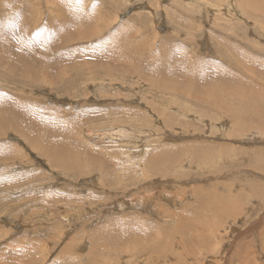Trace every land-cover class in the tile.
<instances>
[{"label":"rangeland","instance_id":"rangeland-1","mask_svg":"<svg viewBox=\"0 0 264 264\" xmlns=\"http://www.w3.org/2000/svg\"><path fill=\"white\" fill-rule=\"evenodd\" d=\"M250 4L0 0V264H264Z\"/></svg>","mask_w":264,"mask_h":264},{"label":"bare ground","instance_id":"bare-ground-1","mask_svg":"<svg viewBox=\"0 0 264 264\" xmlns=\"http://www.w3.org/2000/svg\"><path fill=\"white\" fill-rule=\"evenodd\" d=\"M261 1H262V0H246V2H250V3H251L250 6L252 7V9L255 10L254 8H256L257 12L259 11V12L261 13V14H259V15H261V17H263V16H264V9L258 10V8H259L260 6H262ZM259 12H258V13H259ZM77 28H78V27H77ZM81 32H82V31H81ZM78 33H79V32H78ZM5 37H6V36H5ZM81 37H82V36H81ZM82 38H83V37H82ZM45 39H46V38H45ZM1 40H2V39L0 38V43H1ZM5 40L7 41V39H5ZM10 40H11V39H10ZM58 41H59V40H58ZM60 41H61V40H60ZM60 41H59V42H60ZM63 41H64V40H63ZM16 42H17V41H16ZM55 42H56V41H55ZM70 42H71V40H70ZM8 43H9V41H8ZM11 43H12V42H11ZM66 43H67V42H66ZM66 43H65V44H66ZM6 44H7V43H6ZM9 44H10V43H9ZM36 44H38V42H36ZM48 44H49V43H48ZM3 45H5V44L3 43ZM67 45H68V44H67ZM0 46H1V44H0ZM14 46H15V45H14ZM56 46H57V45H56ZM63 46H64V45H63ZM15 47H16V46H15ZM23 47H24V46H23ZM25 47H26V46H25ZM51 47H54V46H51ZM70 47H71V46H70ZM1 48H2V47H1ZM10 48H12V47H10ZM36 48H37V46H36ZM59 48H60V47H59ZM2 49H3V48H2ZM7 49H8V48H7ZM15 49H16V48H15ZM30 49H31V48H30ZM3 50H4V49H3ZM48 50H50V49H48ZM58 50H59V49L57 48L56 52H57ZM69 50H70V49H69ZM4 52H5V50H4ZM16 52H17V51H16ZM38 52H39V51H38V49H37L36 52H35L36 56L38 55ZM45 52H46V51H45ZM45 52H44V53H45ZM58 52H59V51H58ZM62 52H63V51H62ZM67 53H68V52H67ZM67 53H66V54H67ZM5 54H7V53L5 52ZM41 54H42V53H41ZM46 54H47V53H46ZM46 54H45V55H46ZM59 54H60V52H59ZM59 54H58V55H59ZM63 54H64V52H63ZM66 54H65V56H67ZM15 55H19V54H15ZM49 55H51V54H49ZM60 56H63V55H60ZM60 56H59V58H60ZM2 58H3V57H2ZM14 58H15V57H14ZM64 58H65V57H64ZM70 58H71V57H70ZM12 59H13V57H12ZM12 59H11V60H12ZM15 59H16V58H15ZM62 59H63V58H62ZM11 60H10V62H11ZM21 60H22V59H21ZM21 60H20V62H21V63H24V62H22ZM24 60H25V59H24ZM47 60H48V59H47ZM49 60H50V59H49ZM63 60H64V59H63ZM2 61H3V60H2ZM32 61H33V60H32ZM10 62H9V63H10ZM35 62H36V61H35ZM42 62H44V61H42ZM49 62H50V61H49ZM61 62H62V61H61ZM7 63H8V62H7ZM21 63H20V64H21ZM31 63H32V62H31ZM31 63H30V65H31ZM37 63H38V62H37ZM37 63H36V64H37ZM39 63H41V62H39ZM59 63H60V62H59ZM80 63H81V62H80ZM82 63H83V62H82ZM82 63H81V64H82ZM13 64H14V63H13ZM26 64L29 65V62H27ZM32 64H34V63H32ZM36 64H34V65H36ZM46 64H48V63H46ZM53 64H54V63H53ZM62 64H63V63H62ZM41 65H43V64H41ZM41 65H40V67H43V66H41ZM44 65H45V63H44ZM21 66H22V65H21ZM25 66L27 67V65H25ZM32 66H33V65H32ZM65 66H66V65H64V69L66 70V69H67L66 67H68V66H66V67H65ZM45 67H46V66H45ZM48 67H49V65H48ZM31 68H32V67H31ZM62 68H63V67H62ZM44 69H45V68H44ZM10 70H11V69H10ZM65 70H64V71H65ZM67 70H68V69H67ZM2 71H3V70H2ZM27 71H28V70H27ZM27 71H25V72L27 73ZM53 71H54V70H53ZM16 72H17V71H16ZM30 72H32V71L30 70ZM33 72H34V71H33ZM50 72H51V70H50ZM62 72H63V70H62ZM14 73H15V72H14ZM0 74H1V73H0ZM7 74H9V73H7ZM24 74H25V73H24ZM30 74H31V73H30ZM9 75H10V74H9ZM16 75H17V74H16ZM21 76H23V74H22ZM27 76H28V73H27ZM16 77H17V76H16ZM24 77H25V76H24ZM3 78H4V77H3ZM38 78H39V77H38ZM21 79H22V77H21ZM21 79H20V80H21ZM6 80H7V79H6ZM21 81H22V80H21ZM4 82H6V81H4ZM202 95L204 96L203 93H199V95L196 96V97H194V98L198 99V98L200 97L201 100H203L204 98L208 99V97H205V96L203 97ZM0 98H1V97H0ZM16 112H18V110H16L15 113H16ZM27 113H28V112H27ZM18 114H19V112H18ZM10 117H11V116H10ZM15 120H16V119H15ZM261 121L264 122V118H262ZM73 123H74V122H73ZM260 123H261V122H260ZM261 124H264V123H261ZM75 125H76V124H75ZM238 125L241 126V123H239ZM242 125H243V124H242ZM12 126H15V127L18 129V131L23 132V133L26 132L27 134H28V131L30 130V128H28V126L26 127L24 124L19 123V122H17V121H15V122L8 121V122H6V124H5V128H6V127H11V128H12ZM262 127H264V125H261V128H262ZM256 128H257V127H256ZM253 129H254V128H253ZM77 130H78V129H77ZM253 131H254V130H253ZM30 141H31V142H30ZM30 141H29V142H30L31 145L33 146L32 148H34V146H35V144H34V143H35V139L30 138ZM4 150H5V149H4ZM90 150H91V149H90ZM86 152H87V150H86ZM55 156H56V155H54V157H55ZM2 159H3V158H2ZM67 162H68V161H67ZM86 162H87V161H86ZM92 162H93V161H91L90 164H93ZM100 162H101V161H100ZM100 162H99V163H100ZM54 163H55V162H54ZM65 164H66V163H65ZM101 165H102V163H101ZM66 166H67V165H66ZM69 166H70V163H69ZM75 166H76V165H75ZM75 168H76V167H75ZM68 169H70V168H68ZM161 194H162V193H161ZM234 218H235V217H234ZM239 229H240V228H239ZM30 244H31V243H30ZM11 250H12V249H11ZM65 251H66V250H65ZM65 251H64V252H65ZM22 252H23V251H22ZM65 253H66V252H65ZM5 256H6V255H5ZM61 256H62V255H61ZM6 257H7V256H6ZM4 258H5V257H4ZM60 258H61V257H60ZM8 259H9V258H8ZM64 260H65V259H64ZM4 261L6 262V260H4ZM56 261H57V259H56ZM56 261H55V264H56L57 262H59V261H57V262H56ZM66 263H67V262H66ZM6 264H7V263H6ZM8 264H9V263H8ZM30 264H31V263H30ZM53 264H54V263H53ZM63 264H65V262H63Z\"/></svg>","mask_w":264,"mask_h":264}]
</instances>
